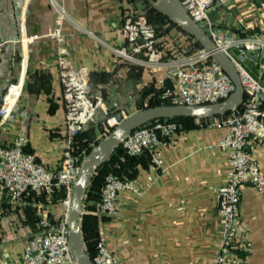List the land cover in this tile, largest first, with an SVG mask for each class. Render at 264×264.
Here are the masks:
<instances>
[{
    "label": "crops",
    "instance_id": "obj_1",
    "mask_svg": "<svg viewBox=\"0 0 264 264\" xmlns=\"http://www.w3.org/2000/svg\"><path fill=\"white\" fill-rule=\"evenodd\" d=\"M57 7L64 14L63 44L71 61L88 68L93 92L108 105L136 102L144 85L151 81L158 85L160 73L144 65L138 74L137 68L130 69L133 61L114 50L125 43L124 14L135 7L129 0H0V98L10 80L24 79L13 110L0 122V143L9 144L25 134L27 148L50 169L59 164L66 142L57 43L49 35L27 42L20 37L22 24L26 34L51 30ZM211 15L223 30L238 32L243 25L256 30L264 25V0H229ZM171 33L185 35L172 27L166 38ZM247 66L258 74L256 63L247 62ZM227 131L226 126L200 124L178 132L162 145L163 164L151 184L147 183L148 167L139 166L135 178L142 192L122 191L119 212L100 216L99 221L108 246L122 264L212 260L222 232L216 187L227 182L230 169L228 149L218 141ZM252 153L264 170V136L255 138ZM241 192L244 224L239 254L245 264H264V193L249 184ZM35 204L53 217L61 211L59 202ZM27 217L15 209L0 185V254L13 263L22 259L25 246L34 244L35 230L25 221Z\"/></svg>",
    "mask_w": 264,
    "mask_h": 264
},
{
    "label": "built area",
    "instance_id": "obj_2",
    "mask_svg": "<svg viewBox=\"0 0 264 264\" xmlns=\"http://www.w3.org/2000/svg\"><path fill=\"white\" fill-rule=\"evenodd\" d=\"M180 1L215 40L218 48L233 60L245 88L241 108L197 118L201 125L228 128L218 141L220 147L228 149L230 164L227 182L216 187L222 232L216 254L206 264H245L243 256L239 254V235L244 224L241 188L249 184L264 193V170L252 153L255 138L264 136V36L256 30L248 31L250 28L247 25H243L238 32L217 26L211 11L229 0ZM57 10L55 26L51 30L45 34H26L22 24L20 39L27 42L40 35H49L57 43L56 62L66 123L62 156L56 168L46 167L26 150L28 137L19 134L9 144L0 143V185L7 190L14 206L25 203L23 196L29 190L49 194L61 185L65 191L61 200L62 210L52 220L47 217L46 209L40 206L39 228L34 234L33 246H25L22 259L16 263L11 262L5 254H0V264H75L69 251L67 232L73 183L81 161L72 152V139L94 118L101 105L105 107V103L103 97L92 90L88 68L71 61L63 44L61 24L64 14L60 7ZM121 29L125 43L114 47V50L130 61L159 70L156 83L163 87L162 96L165 99L173 103H210L226 98L234 90L231 76L203 46H195L192 36L186 34L187 44H181L179 53L165 60V46L160 44L155 26L144 13L136 9L125 12ZM246 62L256 63L258 74L252 73ZM23 84V77L7 83L0 98V122L13 110ZM113 122H116L115 118ZM178 128L179 122L176 120L156 119L135 128L124 140L123 145L130 154L145 150L151 153V163L147 168L148 184L156 179L157 170L163 164L162 145L175 139ZM124 190L142 192L136 178L109 173L102 187V198L91 212L99 216H115L121 207L120 193ZM92 259L95 264H122L108 246L102 228L99 229Z\"/></svg>",
    "mask_w": 264,
    "mask_h": 264
},
{
    "label": "water",
    "instance_id": "obj_3",
    "mask_svg": "<svg viewBox=\"0 0 264 264\" xmlns=\"http://www.w3.org/2000/svg\"><path fill=\"white\" fill-rule=\"evenodd\" d=\"M155 8L170 16V18L188 32L195 40L216 59L223 69L234 81V90L224 98L216 102L185 104V103H160L137 109L113 125L112 129L92 146L90 151L81 161L80 170L74 180L70 200L68 219V246L75 264H95L88 254L85 239L82 233V215L85 213L84 198L87 187L98 169L107 161L115 147L123 143L126 137L137 127H140L153 119L193 116L206 118L226 113L228 110L238 108L244 101L245 88L241 81L239 71L230 56L218 48L215 40L208 32L187 12L180 0H148Z\"/></svg>",
    "mask_w": 264,
    "mask_h": 264
},
{
    "label": "trees",
    "instance_id": "obj_4",
    "mask_svg": "<svg viewBox=\"0 0 264 264\" xmlns=\"http://www.w3.org/2000/svg\"><path fill=\"white\" fill-rule=\"evenodd\" d=\"M137 3L140 1L142 4L148 7L147 17L150 22L156 28L157 35H164L172 27L179 28L183 33L189 35L188 32L184 31L180 26H178L169 15L163 13L162 11L155 8L148 0H129ZM254 29H249L248 31H253ZM247 31V32H248ZM246 32V31H245ZM243 32V33H245ZM195 46L201 47L202 44L195 40ZM130 69L137 68L138 74H141V71L144 67V64L129 62ZM130 70V71H131ZM163 87L156 85L154 81L149 82L144 85L140 90V94L137 98L138 108L147 107L154 104L160 103H171L170 100L165 99L162 96ZM222 98L221 100H223ZM242 104L238 107L241 108ZM232 110H228L230 112ZM113 112V111H112ZM159 119H169L176 120L179 122L178 132L183 129H188L192 127L199 126L200 123L197 121L196 117L193 116H175V117H167V118H159ZM155 119L151 120L154 121ZM94 126L84 127L80 130L72 139V152L75 155H78L79 161L86 156V154L90 151L93 145L98 143L101 138L94 137ZM26 150L30 151L27 148ZM151 163V153L149 150H145L139 154H130L123 143L118 144L111 157L105 161L94 173L91 181L86 190V196L84 198V206L86 210H92L96 203H98L102 198V187L105 183L106 176L113 172L120 176H129L135 177L139 166L143 165L148 167ZM65 196V191L63 186H59L53 189L52 192L47 194L44 191L40 193L35 192L34 190H29L23 196L25 203L21 205H17L15 209H19L26 214L25 221L32 226V228L36 231L39 228V215H38V206L35 204L36 202L42 203L43 205L48 203L59 202L61 205V200ZM62 210V205H61ZM61 212V211H60ZM47 215H49L50 219L55 220L57 217H53L49 210H47ZM60 214V213H59ZM100 216L92 213L85 212L82 215L81 223H82V233L85 239L86 250L88 254L93 258L95 251L96 240H98L100 225Z\"/></svg>",
    "mask_w": 264,
    "mask_h": 264
},
{
    "label": "rangeland",
    "instance_id": "obj_5",
    "mask_svg": "<svg viewBox=\"0 0 264 264\" xmlns=\"http://www.w3.org/2000/svg\"><path fill=\"white\" fill-rule=\"evenodd\" d=\"M131 2L135 6L134 9H136L137 12L144 13L147 16L148 7L146 5L142 4L140 1H137V3L133 1ZM240 29H242V26L239 27V31ZM256 31L262 34V32L264 31V25L263 27L257 28ZM184 34L186 35V33ZM185 35L183 34L173 35L171 33L169 38H166V34L157 35L159 38L160 44L165 46V51H166V55L164 57L165 60L169 59L174 53L175 54L179 53L181 44H184V45L187 44L188 41ZM103 101L105 103V107L101 105L98 109V112H96L94 118L84 126V127L94 126V130H95L94 137L95 138H103L112 129L113 125H111V122H113L114 118L117 122L121 118H123L125 115L137 109H140L138 108L137 103L133 101L126 102V103L124 102L118 105H115V104L108 105L104 99ZM121 105H122V108H121ZM116 122H113V123H116ZM125 177H129V176H125ZM47 217L50 218L49 215H47ZM36 231H34V234Z\"/></svg>",
    "mask_w": 264,
    "mask_h": 264
}]
</instances>
